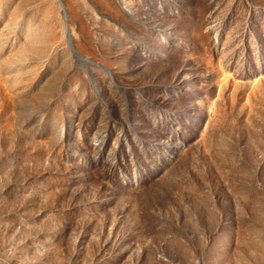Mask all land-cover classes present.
I'll list each match as a JSON object with an SVG mask.
<instances>
[{"label": "rangeland", "instance_id": "obj_1", "mask_svg": "<svg viewBox=\"0 0 264 264\" xmlns=\"http://www.w3.org/2000/svg\"><path fill=\"white\" fill-rule=\"evenodd\" d=\"M0 264H264V0H0Z\"/></svg>", "mask_w": 264, "mask_h": 264}]
</instances>
